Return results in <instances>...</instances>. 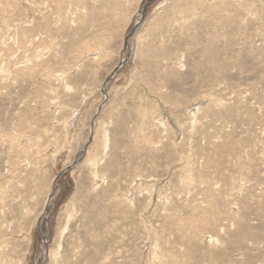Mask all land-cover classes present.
Here are the masks:
<instances>
[{
    "label": "rangeland",
    "instance_id": "374dc122",
    "mask_svg": "<svg viewBox=\"0 0 264 264\" xmlns=\"http://www.w3.org/2000/svg\"><path fill=\"white\" fill-rule=\"evenodd\" d=\"M147 1L0 0V264H264V0Z\"/></svg>",
    "mask_w": 264,
    "mask_h": 264
},
{
    "label": "water",
    "instance_id": "95a60500",
    "mask_svg": "<svg viewBox=\"0 0 264 264\" xmlns=\"http://www.w3.org/2000/svg\"><path fill=\"white\" fill-rule=\"evenodd\" d=\"M153 2V0H148L147 2H146V4L144 5V7H143V9H146L151 3ZM142 20L141 21H143V19H144V16H142V18H141ZM141 23V22H140ZM139 24V23H138ZM136 27H137V25L133 28V31L136 29ZM133 31L130 33V35L133 33ZM130 35L126 38V45L128 46V40H129V38H130ZM115 72H116V70L114 71V73L112 74V76H110L109 78H108V81L110 80V79H112V77H113V75L115 74ZM69 168H70V166H69ZM39 228H40V223H39ZM44 236V235H43Z\"/></svg>",
    "mask_w": 264,
    "mask_h": 264
},
{
    "label": "bare ground",
    "instance_id": "6f19581e",
    "mask_svg": "<svg viewBox=\"0 0 264 264\" xmlns=\"http://www.w3.org/2000/svg\"><path fill=\"white\" fill-rule=\"evenodd\" d=\"M143 8V7H142ZM142 12V11H141ZM139 23V22H138ZM104 91H105V88H104ZM94 124V126H93V129H95V123H93Z\"/></svg>",
    "mask_w": 264,
    "mask_h": 264
}]
</instances>
